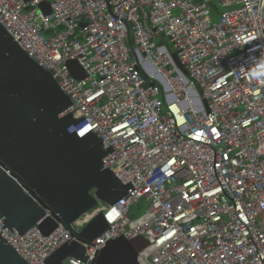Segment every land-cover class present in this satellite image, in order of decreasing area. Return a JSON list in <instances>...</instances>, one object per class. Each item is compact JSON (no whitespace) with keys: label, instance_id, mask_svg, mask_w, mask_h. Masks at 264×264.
Wrapping results in <instances>:
<instances>
[{"label":"built area","instance_id":"1","mask_svg":"<svg viewBox=\"0 0 264 264\" xmlns=\"http://www.w3.org/2000/svg\"><path fill=\"white\" fill-rule=\"evenodd\" d=\"M0 24L71 98L68 132L96 134L103 170L130 187L72 224L102 214L109 229L63 264H95L121 237L149 241L142 264H264V0H0ZM0 235L29 264L72 240L1 216Z\"/></svg>","mask_w":264,"mask_h":264},{"label":"water","instance_id":"2","mask_svg":"<svg viewBox=\"0 0 264 264\" xmlns=\"http://www.w3.org/2000/svg\"><path fill=\"white\" fill-rule=\"evenodd\" d=\"M40 8L51 14L49 3ZM127 44L134 52L131 34ZM172 58L189 77L176 53ZM68 66L77 79L85 77L76 61ZM71 106V98L53 75L30 58L0 24V216L6 227L21 235L34 227L45 236L59 226L71 232L72 240L46 264H63L68 258L86 262L84 244H91L109 226L102 214L79 234L72 232V224L99 202L116 204L130 188L114 172L103 170L107 152L96 134L80 137L68 132L82 122L74 113L62 117ZM148 246L145 237L112 240L95 264H142L140 254ZM0 264H29L3 235Z\"/></svg>","mask_w":264,"mask_h":264},{"label":"rangeland","instance_id":"3","mask_svg":"<svg viewBox=\"0 0 264 264\" xmlns=\"http://www.w3.org/2000/svg\"><path fill=\"white\" fill-rule=\"evenodd\" d=\"M212 21L217 22V21H219V18L218 17H215V18L212 17ZM160 41L163 42V44L167 47L168 51H170L171 53L174 52L173 45H172L171 40L169 38L163 37V38L156 40L155 42H156V44H159ZM162 98L164 99V95H162ZM147 205H148V203L145 202L142 206L137 207L139 209V212L138 211L136 212V214H135L136 218L139 217L140 215H142L146 211Z\"/></svg>","mask_w":264,"mask_h":264},{"label":"snow or ice","instance_id":"4","mask_svg":"<svg viewBox=\"0 0 264 264\" xmlns=\"http://www.w3.org/2000/svg\"><path fill=\"white\" fill-rule=\"evenodd\" d=\"M80 135H82V136H83V135H84V132H81V133H80Z\"/></svg>","mask_w":264,"mask_h":264},{"label":"trees","instance_id":"5","mask_svg":"<svg viewBox=\"0 0 264 264\" xmlns=\"http://www.w3.org/2000/svg\"><path fill=\"white\" fill-rule=\"evenodd\" d=\"M134 213L136 214V211Z\"/></svg>","mask_w":264,"mask_h":264}]
</instances>
